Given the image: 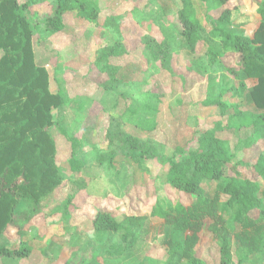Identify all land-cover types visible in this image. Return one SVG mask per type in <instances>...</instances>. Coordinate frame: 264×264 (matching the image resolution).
<instances>
[{
    "label": "rangeland",
    "instance_id": "rangeland-1",
    "mask_svg": "<svg viewBox=\"0 0 264 264\" xmlns=\"http://www.w3.org/2000/svg\"><path fill=\"white\" fill-rule=\"evenodd\" d=\"M85 1L100 11L97 23L67 12L64 30L53 35L45 32L48 42L37 44V37L33 38L36 63L49 73L51 92H60L66 99V105L53 112L54 123L48 129L56 143L55 163L65 182L41 203L43 212L24 227L29 239L41 231L39 245L27 264H166V252L157 242L132 244L120 235L97 233L92 225L96 210L119 216L149 212L157 205H189L193 197L168 181L169 161L176 149L196 150L202 135L214 132L228 143L236 161L255 163L264 154V140L249 125L237 129L255 110L241 92L236 73L230 71L238 70L236 56L225 53L218 62H211L206 42L192 51L178 33L176 13L183 8V0ZM190 1L207 40L212 29L209 17H219L225 8L216 9L212 1ZM262 3L231 0L227 7L235 11L228 31L252 36L261 23ZM31 10L36 14L45 8L38 4ZM110 47L115 54L100 62L102 52ZM247 84L251 87L254 82L247 80ZM216 101L225 110L211 103ZM121 132L133 142L126 143ZM64 133L81 136L77 161L85 167L80 172L71 168L72 145ZM130 150L136 156L152 152L160 158L137 164L125 158ZM101 152L112 154L115 162L98 165ZM180 159L177 155L176 161ZM126 161L128 165L121 166ZM204 187L210 194L216 190L215 183ZM72 195L74 200L67 208ZM33 206L24 200L17 211ZM68 217L79 231L63 235ZM226 220L231 227V214ZM52 222L46 233L47 223ZM155 224L158 227L161 222ZM174 239L183 236L174 235ZM70 241L74 249L58 253ZM221 246L206 234L196 255L204 264H223ZM231 256L229 264H238L242 257L234 247Z\"/></svg>",
    "mask_w": 264,
    "mask_h": 264
},
{
    "label": "trees",
    "instance_id": "trees-1",
    "mask_svg": "<svg viewBox=\"0 0 264 264\" xmlns=\"http://www.w3.org/2000/svg\"><path fill=\"white\" fill-rule=\"evenodd\" d=\"M201 1H212L218 10L225 8L219 17H209L212 29L207 40L190 0H183V8L176 13L178 33L192 51L206 42L211 62H218L225 53L236 56L238 70L230 71L236 73L241 92L255 110L248 122L237 129L249 125L264 140V3L259 10L260 25L252 36H247L227 29L235 11L227 7L231 0ZM38 4L45 8L44 12L32 13V7ZM67 12L90 23H97L100 14L85 0H0V236L13 227L21 241L20 248L0 246L3 260L31 256L32 248L22 240L24 227L43 212L41 203L65 182L55 163L56 143L48 129L54 123L53 112L63 108L66 99L60 92H51L49 73L36 63L33 38L37 37V44L48 42L43 37L45 32L53 35L64 30ZM115 51L114 47L105 49L100 62ZM122 52L125 51L121 46ZM247 80L254 85L248 86ZM211 103L225 110L222 102ZM64 134L72 145L71 168L80 172L85 167L77 161L82 139ZM121 137L128 144L133 142L123 132ZM198 145L189 152L178 147L169 161V184L193 197L189 205H157L149 212L119 216L97 209L92 220L95 231L123 236L126 243L157 242L166 252V264H204L196 251L209 234L222 245L223 264L232 261V247L242 255L238 264H264V154L255 163L236 161L228 143L214 132L203 134ZM177 155L181 156L179 161ZM124 156L137 164L147 158H160L152 152L136 156L134 150ZM104 162L114 163V156L101 152L96 163L101 166ZM125 163L128 165L126 161L121 166ZM206 183L216 184L212 194L206 191ZM24 200L34 206L18 212ZM73 200L74 195L67 198V208ZM229 214L231 227L226 220ZM157 221L161 222L158 227ZM66 222L65 232L71 233L69 217ZM174 235H182L183 239L175 240Z\"/></svg>",
    "mask_w": 264,
    "mask_h": 264
},
{
    "label": "crops",
    "instance_id": "crops-1",
    "mask_svg": "<svg viewBox=\"0 0 264 264\" xmlns=\"http://www.w3.org/2000/svg\"><path fill=\"white\" fill-rule=\"evenodd\" d=\"M101 13H102V10H101ZM261 19V18H260ZM73 137V136H72ZM74 137H79V135H75ZM80 138H81V136H80ZM83 143V142H82ZM81 206H83V205H75V206H73V208L74 207H81ZM78 213H77V215H79V213L81 212V211H77ZM72 218H75V215H74V213H72ZM31 222H33V221H31ZM48 222V221H47ZM73 222V223H72ZM53 223L54 222H52V224H48L47 223V227H46V229H45V232L46 233H50V232H48L49 231V227L50 226H53ZM70 228L73 230V231H79V228H78V225H76L75 223H74V220H72L71 222H70ZM31 229V228H30ZM36 229H38L37 227H35V230ZM26 230V229H25ZM40 230V229H39ZM39 230H37V234H36V236H35V238L33 239V238H31V239H29L27 236H28V230H26V231H24V234H23V238H22V240H23V242H25V243H27L31 248H32V253H33V249H35V246H37V245H39V241H38V237H39V235H40V233H41V231H39ZM16 234H17V230L15 229V228H13V227H10V228H8L7 229V231L3 234V235H1L0 236V246H7V247H9V248H12V249H14V248H20V246H21V241L20 240H18L17 239V237H16ZM66 233H65V229H64V233H63V235H65ZM15 235V236H14ZM46 235V234H45ZM45 235H44V237H45ZM12 236H14L15 238H12V239H15V240H11V237ZM51 234L49 235V238L50 239H52L53 238V236H51ZM61 236V235H60ZM59 236V237H60ZM71 236V235H70ZM62 237V236H61ZM13 242V243H12ZM76 245V244H75ZM70 250V249H74V243H71V241L68 243V244H66V245H64L59 251L60 252H58V253H62L64 250ZM32 253H31V255H32ZM30 258H31V256L29 257V258H27V259H20V260H3V259H0V264H27L28 263V261L30 260ZM24 261H26V263H24Z\"/></svg>",
    "mask_w": 264,
    "mask_h": 264
}]
</instances>
